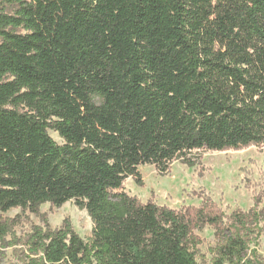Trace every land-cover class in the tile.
I'll return each mask as SVG.
<instances>
[{
  "label": "trees",
  "instance_id": "trees-1",
  "mask_svg": "<svg viewBox=\"0 0 264 264\" xmlns=\"http://www.w3.org/2000/svg\"><path fill=\"white\" fill-rule=\"evenodd\" d=\"M123 4L0 0V244L18 219L8 211L73 201L92 222L87 241L68 220L43 221L6 245L24 247V264H264L250 247L264 233L261 196L227 214L209 197L174 210L124 191L129 178L142 186L139 166L163 176L176 161L196 166L193 153L264 148V0ZM39 26L64 79L84 89L78 119L54 97ZM108 52L114 85L100 74ZM205 227L215 244L199 262Z\"/></svg>",
  "mask_w": 264,
  "mask_h": 264
},
{
  "label": "rangeland",
  "instance_id": "rangeland-1",
  "mask_svg": "<svg viewBox=\"0 0 264 264\" xmlns=\"http://www.w3.org/2000/svg\"><path fill=\"white\" fill-rule=\"evenodd\" d=\"M108 9L117 12L123 7V0H100ZM38 44L41 49L42 61L48 77L53 83L54 97L65 116L78 119L85 114L86 99L84 89L75 86L64 79L62 70L54 53L52 40L45 30L39 26ZM109 85L117 82L115 77V62L112 52L106 54L103 66L100 69ZM99 82V81H97ZM93 103L100 104L98 97ZM81 135L80 124L76 123L72 138ZM49 136L59 145L63 140L52 131ZM197 159L196 166L188 168L180 162H173L168 173L160 176L154 166H139L138 172L142 186L135 184L129 178L125 181L124 191L131 197L139 199L142 203L149 200L159 206L178 210L183 206L198 207L203 198L209 197L219 207L229 214L235 208L247 211L253 206V197L261 196V207L264 208V148L251 147L242 151L227 152H199L193 153ZM230 210H226L227 208ZM18 217L15 225L5 237V243H17L30 233L33 226L44 227L47 221L49 227L59 229L63 221L68 220L73 231L84 241L91 237L92 222L87 213L79 210L73 201L65 203L60 208H52L49 204L42 205L39 215L22 213L13 209L2 215V218L11 220ZM203 243L198 247L200 256L208 262L210 255L207 249L215 244L214 232L210 227L195 231ZM256 243V242H255ZM258 246L251 243L259 255L264 256V233L257 240ZM0 244V264H24L26 252L19 243L15 246Z\"/></svg>",
  "mask_w": 264,
  "mask_h": 264
}]
</instances>
